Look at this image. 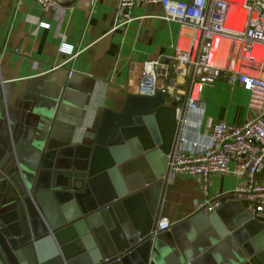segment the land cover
<instances>
[{"label":"crops","instance_id":"0c3cea01","mask_svg":"<svg viewBox=\"0 0 264 264\" xmlns=\"http://www.w3.org/2000/svg\"><path fill=\"white\" fill-rule=\"evenodd\" d=\"M15 1L0 0L2 205L26 192L28 181L24 161L17 163L9 155L11 140L33 136L34 142L63 143L93 132L102 109L118 112L126 95L140 94L139 63L170 56L178 34L177 24L162 18L158 4H138L118 15L117 0H56L54 10H43L33 0H22L15 8ZM61 44L72 48L73 57L58 53ZM185 91L178 81L168 94L166 104L176 113L183 110ZM247 99L246 91L238 84L230 87L222 77L204 87L198 133L205 134L214 121L239 124L249 118ZM38 112L42 117H36ZM241 182L229 174H213L208 197L219 200ZM201 197L191 178L178 177L165 188L157 219L166 218L170 225L150 232L149 264H241L237 241L230 234L218 238L208 226L209 214L193 210ZM253 219L264 227V212ZM13 259L0 247V264H17Z\"/></svg>","mask_w":264,"mask_h":264},{"label":"water","instance_id":"95a60500","mask_svg":"<svg viewBox=\"0 0 264 264\" xmlns=\"http://www.w3.org/2000/svg\"><path fill=\"white\" fill-rule=\"evenodd\" d=\"M168 98L126 95L118 112L101 110L93 132L63 143L11 140L9 155L24 161L28 181L15 201L0 203V247L17 264H149L177 132ZM218 201L209 228L237 241L241 264H264V227L234 195Z\"/></svg>","mask_w":264,"mask_h":264},{"label":"built area","instance_id":"2783aa9c","mask_svg":"<svg viewBox=\"0 0 264 264\" xmlns=\"http://www.w3.org/2000/svg\"><path fill=\"white\" fill-rule=\"evenodd\" d=\"M21 2L16 0L15 8ZM33 2L43 10L58 7L56 0ZM138 4H158L162 18L177 24L178 34L170 56L139 63L137 90L145 95L169 94L178 81L186 85L183 110L176 117V136L160 181L166 188L178 177L194 179L202 197L193 203V210L207 215L220 205L208 197L209 177L242 178L231 194L246 205L252 218L263 213L264 0H117L116 12L123 14ZM38 26L48 28L45 23ZM71 49L61 44L58 53L70 59ZM171 74L174 80L164 83ZM220 77L230 87L238 84L248 93L246 107L251 116L239 124L214 121L205 134H199L201 91ZM169 225L166 218H159L153 232Z\"/></svg>","mask_w":264,"mask_h":264},{"label":"rangeland","instance_id":"374dc122","mask_svg":"<svg viewBox=\"0 0 264 264\" xmlns=\"http://www.w3.org/2000/svg\"><path fill=\"white\" fill-rule=\"evenodd\" d=\"M172 78H173V75L171 74L170 76H169V78L167 79V80H165L164 81V83H171V81H172ZM167 101H168V99H167Z\"/></svg>","mask_w":264,"mask_h":264},{"label":"bare ground","instance_id":"6f19581e","mask_svg":"<svg viewBox=\"0 0 264 264\" xmlns=\"http://www.w3.org/2000/svg\"><path fill=\"white\" fill-rule=\"evenodd\" d=\"M263 59H264V54H263Z\"/></svg>","mask_w":264,"mask_h":264},{"label":"trees","instance_id":"16d2710c","mask_svg":"<svg viewBox=\"0 0 264 264\" xmlns=\"http://www.w3.org/2000/svg\"><path fill=\"white\" fill-rule=\"evenodd\" d=\"M176 180V179H175Z\"/></svg>","mask_w":264,"mask_h":264}]
</instances>
